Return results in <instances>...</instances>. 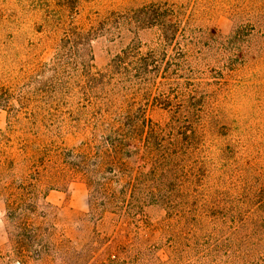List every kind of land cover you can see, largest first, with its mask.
Masks as SVG:
<instances>
[{
	"label": "rangeland",
	"instance_id": "obj_1",
	"mask_svg": "<svg viewBox=\"0 0 264 264\" xmlns=\"http://www.w3.org/2000/svg\"><path fill=\"white\" fill-rule=\"evenodd\" d=\"M151 3L175 11L178 34L166 49L173 72L141 80L132 71L129 82L116 74L103 89L82 88L88 49L91 71L104 73L130 43L142 54L159 48V28L141 17ZM72 26L87 39L64 43ZM147 80L163 88L143 95ZM108 98L113 112L129 107L155 123L176 111L199 113L202 140L179 175L190 198L173 199L171 211L149 204L136 216H97L80 175L56 187L42 179L36 222L50 249L37 261L17 258L0 199V264H227L230 242L246 236L234 227L264 205V0H0L2 142L20 153L26 142L51 150L95 142L101 131L92 133V114ZM15 158L18 178L24 171ZM180 212L188 213L177 220Z\"/></svg>",
	"mask_w": 264,
	"mask_h": 264
},
{
	"label": "trees",
	"instance_id": "obj_2",
	"mask_svg": "<svg viewBox=\"0 0 264 264\" xmlns=\"http://www.w3.org/2000/svg\"><path fill=\"white\" fill-rule=\"evenodd\" d=\"M140 11L146 25L159 28L162 41L159 48L142 54L138 42L130 43L111 60L104 73L91 71L92 56L88 49L87 61L79 62L82 88L103 89L110 84L108 78L116 74L129 82L132 71L133 78L141 80L165 79L173 72L168 67L166 49L178 34L174 9L151 3ZM86 36L72 26L64 31L63 40L74 45L86 40ZM149 83L152 85L143 90V95L150 96L164 85ZM113 103L108 98L93 111L92 133L101 131V134L98 139L94 137L97 141L91 142L92 138L78 148L51 150L26 142L20 153L14 152L8 142H2L4 137L0 136V179L10 177L0 186V199L6 226L10 228L8 239L17 258L37 261L50 249L48 234L36 222L38 185L42 179H46L49 187H56L67 177L80 175L88 188V209L97 216L104 213L136 216L149 204L163 205L171 211L173 199L178 204L190 198L188 191H180L184 181L179 175H187L202 140L204 126L199 113L176 111L169 122L162 124L129 107L113 112ZM15 156L21 158L24 171L18 178L11 174ZM170 182H177V193L168 189ZM187 213L180 212L176 219H183ZM234 228L246 232V236L230 242L234 252L227 257V264H264V205L249 212Z\"/></svg>",
	"mask_w": 264,
	"mask_h": 264
}]
</instances>
